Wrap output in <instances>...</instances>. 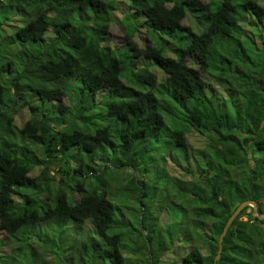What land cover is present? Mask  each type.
<instances>
[{"label":"trees","instance_id":"16d2710c","mask_svg":"<svg viewBox=\"0 0 264 264\" xmlns=\"http://www.w3.org/2000/svg\"><path fill=\"white\" fill-rule=\"evenodd\" d=\"M246 199L264 215V0H0V264L53 227L57 264H212ZM215 264H264L250 206Z\"/></svg>","mask_w":264,"mask_h":264},{"label":"rangeland","instance_id":"374dc122","mask_svg":"<svg viewBox=\"0 0 264 264\" xmlns=\"http://www.w3.org/2000/svg\"><path fill=\"white\" fill-rule=\"evenodd\" d=\"M201 1L203 3H207L208 0H201ZM183 23L185 24L186 21L183 22ZM107 32H108V38H109L110 43L112 45H117L119 47H123L124 45H126V40H125V37H124V31H123V29L120 26L115 25V24H112V25H110V27H108ZM143 35H144L143 31H140V33H137V34L135 33L134 36H132L130 39L133 42H136L137 41L136 44H137V46H139V42L138 41H141L142 40ZM158 73L159 72L156 71V74L158 76V79H160V76H159ZM64 101L65 100H63V102ZM95 109H98V107L95 108ZM26 118H27L26 112L23 109H20L18 111V113L16 114L15 119H14L15 125L19 127L21 125V123ZM189 139H191L190 136H189ZM202 144H203V139H198V140H195V141H192L191 142V145H192L191 147L195 148L196 146H200ZM54 169H55V167H51L50 168V174L52 173V171H54ZM165 169L169 172L170 175L179 176L180 178L186 179V175L181 174L182 175L181 176L180 173H179V171H178V169H175L173 167V163H172V160L170 158H167L166 159ZM121 172H123L126 176L128 175V177L130 176L129 175L130 171L128 169H121V170L110 169V170H108L105 173L104 176H105V179L107 181H109V180H111V176H110L111 173H113V174L114 173L119 174ZM36 173H37V170L34 169V174H36ZM114 184L117 187L112 190L113 193L110 192V191H108V194H109V196L111 198L108 197V196H107V198L108 199H111L112 200V203H114V201L115 202H119V204H120L119 207L122 210L121 215H122V217H123V215L126 216L125 223H127V222L128 223H131V226L132 227L133 226H136V224H135L136 223L135 218H136L137 210H138L137 209V206H136V203H135V201H136V195H134L133 193H131L127 189L123 188V186L120 185L117 180L114 181ZM164 196H165L164 193H162V195H160V197H159V201L160 202L161 201L162 202L164 201ZM114 204H116V203H114ZM116 217L117 216L115 215L114 218L116 219ZM161 218H163V216H161ZM240 219H246V216L243 215V216L240 217ZM55 228L56 227H53L51 229V233L48 231L46 234H41V235L38 234V235H40L39 239H37V237H32L31 239H28L27 243L29 244V246H31L33 248H36L37 251L31 252V250L26 249V251L23 254H21L19 256V258L16 260L17 264H39V263H41V261L46 262L48 264H57V262H54V257H56V254L52 251V250L55 249V247L53 246L52 248L49 249L47 242H43L44 239H50L51 238V235L56 230ZM7 241L8 240H6V242ZM137 243H138V241L136 240V242L133 244V250H136L137 249L136 248L137 245H138ZM12 246L13 245H11L8 242L6 245H4L1 248L2 249V253L3 254H7V255L8 254L9 255H15L12 252ZM56 248L59 250L60 249L59 248V245L56 246ZM168 256H170V255L169 254H166V255H164L161 258L162 264L166 263V261L169 260V259H167Z\"/></svg>","mask_w":264,"mask_h":264},{"label":"water","instance_id":"95a60500","mask_svg":"<svg viewBox=\"0 0 264 264\" xmlns=\"http://www.w3.org/2000/svg\"><path fill=\"white\" fill-rule=\"evenodd\" d=\"M245 206H250L251 207V211H252V215L255 216L257 219H264V215L261 214H257L256 212V206L254 201L250 200V199H246L241 201L236 207L235 209L231 212V214L227 217V219L225 220L221 232L218 235L217 238V250L216 253L213 257L212 260V264H215V262L218 260L220 252H221V242H222V238L227 230V228L229 227L230 223L232 222V220L237 216V214L240 212V210H242ZM174 264H184L182 262H176Z\"/></svg>","mask_w":264,"mask_h":264}]
</instances>
